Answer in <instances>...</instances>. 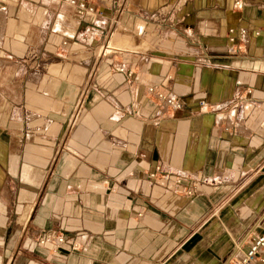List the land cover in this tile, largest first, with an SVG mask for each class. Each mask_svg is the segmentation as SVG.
I'll return each instance as SVG.
<instances>
[{"label": "crops", "instance_id": "obj_1", "mask_svg": "<svg viewBox=\"0 0 264 264\" xmlns=\"http://www.w3.org/2000/svg\"><path fill=\"white\" fill-rule=\"evenodd\" d=\"M260 234L264 0H0V264H231Z\"/></svg>", "mask_w": 264, "mask_h": 264}, {"label": "built area", "instance_id": "obj_2", "mask_svg": "<svg viewBox=\"0 0 264 264\" xmlns=\"http://www.w3.org/2000/svg\"><path fill=\"white\" fill-rule=\"evenodd\" d=\"M71 3H74V0H69ZM79 8L84 7V3H77ZM91 9V8H90ZM243 31V30H242ZM244 32V31H243ZM255 34H258V31H255ZM123 68H119V71H122ZM150 92L152 88L148 89ZM159 101H161L166 107L172 109H177L181 107V104L176 99L162 95L161 93H155ZM185 193L187 195H192L194 193L193 188H186ZM61 235L54 236L50 233H45L38 242L44 244L48 241H52L55 244H59L63 241ZM239 255L231 261V264H264V234L260 235H248L247 247L244 250L238 248Z\"/></svg>", "mask_w": 264, "mask_h": 264}, {"label": "rangeland", "instance_id": "obj_3", "mask_svg": "<svg viewBox=\"0 0 264 264\" xmlns=\"http://www.w3.org/2000/svg\"><path fill=\"white\" fill-rule=\"evenodd\" d=\"M111 41V40H110ZM109 40H108V43L110 42ZM109 45H118V44H116V43H109ZM109 50H113V49H110V48H106V51H109ZM109 53V52H108Z\"/></svg>", "mask_w": 264, "mask_h": 264}, {"label": "bare ground", "instance_id": "obj_4", "mask_svg": "<svg viewBox=\"0 0 264 264\" xmlns=\"http://www.w3.org/2000/svg\"><path fill=\"white\" fill-rule=\"evenodd\" d=\"M107 48H109V47H107Z\"/></svg>", "mask_w": 264, "mask_h": 264}]
</instances>
